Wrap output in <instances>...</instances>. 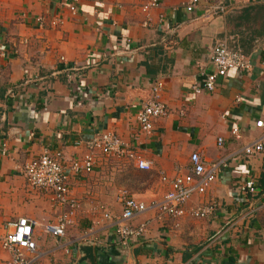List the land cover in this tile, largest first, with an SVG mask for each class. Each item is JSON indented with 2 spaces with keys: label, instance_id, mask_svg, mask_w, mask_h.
Segmentation results:
<instances>
[{
  "label": "crops",
  "instance_id": "1",
  "mask_svg": "<svg viewBox=\"0 0 264 264\" xmlns=\"http://www.w3.org/2000/svg\"><path fill=\"white\" fill-rule=\"evenodd\" d=\"M157 1L144 11L150 0H81L72 13L70 0H0V147L8 151L0 153V264L10 258L1 241L20 217L40 225L33 239L41 264H264V152L241 153L264 132L255 127L264 123V13H243L264 0H200L191 13L187 0ZM219 1L224 13H205ZM54 18L61 24L52 26ZM217 43L246 54L253 68L229 71L212 93L195 94ZM156 81L163 82L168 115L147 136L137 114ZM103 132L131 144L151 169L96 155L91 173L70 174L80 209L58 240L44 226L56 222L60 208L15 167L56 150L68 165ZM193 153L226 161L206 193L185 204L214 200L215 212L198 220L149 210L130 221L147 223L146 233L117 243L114 220L100 207L120 216L124 195L160 200L170 188L161 176L187 175ZM248 177L257 193L246 198L238 185Z\"/></svg>",
  "mask_w": 264,
  "mask_h": 264
},
{
  "label": "built area",
  "instance_id": "2",
  "mask_svg": "<svg viewBox=\"0 0 264 264\" xmlns=\"http://www.w3.org/2000/svg\"><path fill=\"white\" fill-rule=\"evenodd\" d=\"M46 1V0H42ZM81 0H70L68 10L72 13L77 11V6ZM200 0H187L185 11L193 12ZM157 0L150 2L143 7L144 11L158 7ZM207 14L224 13V3L219 1L215 5H208ZM36 22L43 24V17L39 16ZM52 26L61 24L59 18H54ZM210 64L212 70L205 74L204 82L201 86L192 88L195 94L203 92L212 93L215 90L216 82L225 77L229 71L249 72L253 68L251 59L239 50H230L223 43L214 45L210 52ZM164 88L162 81H156L151 88V96L144 103L137 114V122L140 134L151 135L154 121L162 119L168 115V108L161 99ZM255 127L264 129L261 120L256 121ZM231 134L239 138V131L234 129ZM224 140L217 139L218 147H222ZM86 153L81 159L70 161L65 165V157L62 151H44L36 159L29 161L22 167H15L19 170L28 186L33 190L47 193L52 201L60 208V214L53 224H46L44 230L52 237L61 240L65 237L68 227L72 225V219L80 209V204L70 190L68 179L70 174H89L95 166L96 155L112 157L119 161L132 163L136 168L144 171L151 169L149 163L144 161L135 148L123 141L113 132H103L93 136L84 143ZM264 152V132L262 135L247 144L242 149L245 158ZM0 153H8L6 147H0ZM189 172L187 175L178 176L172 180L161 176V180L169 184V191L158 201L146 204L124 195L122 199V211L120 216H113L106 208L100 207L101 214L107 220H114L115 238L122 246L132 239L141 238L147 229V223H140L138 226H131L130 221L149 210H152L158 218L168 217L179 219L182 216H190L194 219L202 220L212 215L218 207L216 201H207L204 204L186 209L185 204L193 195H204L208 187L214 183L226 166V161H216L208 163L200 153H193L189 158ZM238 192L243 197L253 196L257 193L256 180L248 177L238 185ZM12 231L7 233L1 241V248L6 251L10 258L6 264H41L42 254L37 250L33 239L34 230L39 227V223L33 219L20 217L11 224Z\"/></svg>",
  "mask_w": 264,
  "mask_h": 264
},
{
  "label": "trees",
  "instance_id": "3",
  "mask_svg": "<svg viewBox=\"0 0 264 264\" xmlns=\"http://www.w3.org/2000/svg\"><path fill=\"white\" fill-rule=\"evenodd\" d=\"M244 14H254V17H258L261 13H264V6L248 7L244 9Z\"/></svg>",
  "mask_w": 264,
  "mask_h": 264
}]
</instances>
